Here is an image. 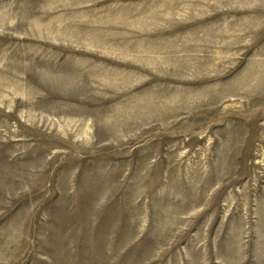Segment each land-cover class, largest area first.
I'll return each mask as SVG.
<instances>
[{
	"label": "rangeland",
	"instance_id": "rangeland-1",
	"mask_svg": "<svg viewBox=\"0 0 264 264\" xmlns=\"http://www.w3.org/2000/svg\"><path fill=\"white\" fill-rule=\"evenodd\" d=\"M0 264H264V0H0Z\"/></svg>",
	"mask_w": 264,
	"mask_h": 264
}]
</instances>
